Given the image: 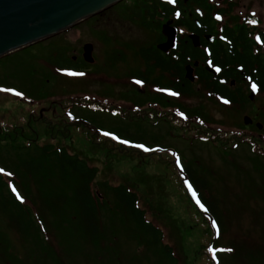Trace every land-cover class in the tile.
Here are the masks:
<instances>
[{"label":"flooded vegetation","instance_id":"1","mask_svg":"<svg viewBox=\"0 0 264 264\" xmlns=\"http://www.w3.org/2000/svg\"><path fill=\"white\" fill-rule=\"evenodd\" d=\"M84 22L72 27L80 29L75 42L55 41L59 108L92 129L136 125L137 115L143 127L165 133L185 123L198 129L192 140L264 160L263 3L122 0ZM6 90L34 104L23 90ZM48 110L42 106L40 116Z\"/></svg>","mask_w":264,"mask_h":264},{"label":"trees","instance_id":"2","mask_svg":"<svg viewBox=\"0 0 264 264\" xmlns=\"http://www.w3.org/2000/svg\"><path fill=\"white\" fill-rule=\"evenodd\" d=\"M42 47L39 58L17 61L16 70L6 76L8 81L14 78L16 84L12 86H19L36 101L25 103L32 106V111L25 112L23 119L8 110L6 113L13 124L6 120L0 123V220L3 222L0 259L19 262L9 237L12 232L28 263L31 260L36 264L39 260L61 262L62 254L70 252L80 255L83 259L80 264H122L119 261L124 258V242L137 244L152 255L155 253L160 264H177L174 247L165 242L163 229L148 218L154 211L141 205L144 197L136 187L129 181L114 184L108 179H99L101 169L91 162L89 155H99V158L103 155L107 168L112 163L152 158L170 176L176 173L172 162L176 157H168L164 155L168 151L152 147L154 143L150 141L161 135L141 125L142 115L136 116L139 119L136 125L108 130L92 129L68 116L69 113L67 115L51 100L59 78L55 71V41L51 39ZM42 106L49 110L41 117ZM79 110L84 113V108ZM1 113L0 118H5ZM15 122H22V126ZM184 128H187L185 123L179 122L171 130ZM105 133L108 137L98 140L97 136H105ZM84 141L86 145L78 147ZM195 163L194 160L183 163L182 172L209 218L215 221L218 232L207 245H200L197 260L202 259L203 250H208L210 243L214 245L222 237L227 221L222 202L212 193V188L209 189L211 195L204 196L201 189L211 187V182ZM212 231V228L208 230ZM240 246L245 248V243ZM87 248L92 250L86 251ZM249 251L251 247L247 253L237 256H246L250 261L256 258L255 262L264 264V250ZM205 255L212 258L208 253Z\"/></svg>","mask_w":264,"mask_h":264},{"label":"rangeland","instance_id":"3","mask_svg":"<svg viewBox=\"0 0 264 264\" xmlns=\"http://www.w3.org/2000/svg\"><path fill=\"white\" fill-rule=\"evenodd\" d=\"M257 1L263 3L264 7V0ZM83 22H80L81 25ZM81 27L83 28V26ZM79 30V28H70L62 34L50 38L53 41L66 42V44L73 43L79 37ZM50 38L41 42L45 44L51 40ZM83 39L84 37L81 40ZM81 40L76 43L77 46L83 43ZM41 42L0 58V111L6 115L5 118L3 116L0 118L2 124L6 121L11 122L9 114L6 113L8 110H10L11 115L20 119L24 117L25 112L32 111L31 105L21 102L16 96L7 92L6 89L8 88L10 91L20 93L21 88L12 86L16 84L14 78L10 77L11 81H8L6 76H10V73L16 70L17 61L27 59L33 61L39 58L38 53L42 48ZM56 98L54 96L51 100L54 99L55 101ZM33 101L36 100L33 99ZM64 112L66 113V111ZM68 113L67 111V115ZM73 113L77 116L76 111ZM73 113H69L71 118L74 117ZM146 128L161 135L159 138L150 141V144L154 143L153 148L168 151L164 154L168 157H176V160L172 161L176 166L174 169L176 173L172 172L171 176L169 173H165L156 164L157 161L152 158L124 161L117 165L112 163L113 165L107 168V161L102 154V158H99V155L94 157L89 155L92 159L91 162L98 164L101 169L99 179H108L114 184L129 181L136 187L141 196L144 197V201L141 200V205H145L150 211H154V213L148 214V218L163 229L165 242L174 247L177 264H261L255 262L256 258L250 261L246 256H237V254L249 250L250 247L251 251L255 253L259 252L260 249L264 250V160L260 158V155L253 158V154H248V156L242 152V155H239L240 153L237 152L233 157L223 147H216L213 143L201 142L198 138L192 140L193 135L197 136V131L190 130V128L173 129L170 133H165V127L152 126ZM83 145H86L85 141L80 143L78 147L81 148ZM243 147L244 145H242ZM178 160L179 164L177 163ZM189 160H194L200 170L207 175L211 187L201 190L204 196L208 197L211 193L209 189L212 188V193L216 194L222 202L227 221L226 231L222 237L216 241V244L210 243L208 250L207 248L203 250L202 259L197 260L200 245L203 243L207 245L212 235L216 237L218 232L205 209L201 207L200 203H197V196H193V190L188 187L189 183L182 172V165ZM259 167L260 169H258ZM27 201L29 202L28 199ZM1 222L0 220V225L3 223ZM209 225L214 232H208L209 229L211 231ZM9 237L11 244L15 247V250L12 248L16 253L14 254L15 258L19 262L14 263L5 258L7 262L0 259V264H36L34 260H31V263L25 261V254L20 249V243L15 234L10 232ZM242 243H245V248L240 246ZM122 245L124 258L119 263L160 264L158 262L159 256H154L155 253H153L154 255L147 253L137 244H124L123 242ZM231 246L236 247L231 248ZM210 249H232V251H217L214 260ZM90 250L92 249H86V251ZM115 252H118V249ZM207 253L211 255V259L205 255ZM80 261H83L80 255L66 252L62 254L61 262L56 260L44 263L39 260L37 264H80ZM94 264H105V262Z\"/></svg>","mask_w":264,"mask_h":264},{"label":"water","instance_id":"4","mask_svg":"<svg viewBox=\"0 0 264 264\" xmlns=\"http://www.w3.org/2000/svg\"><path fill=\"white\" fill-rule=\"evenodd\" d=\"M120 1L0 0V58L68 30ZM84 57L93 60L91 44H85Z\"/></svg>","mask_w":264,"mask_h":264},{"label":"snow or ice","instance_id":"5","mask_svg":"<svg viewBox=\"0 0 264 264\" xmlns=\"http://www.w3.org/2000/svg\"><path fill=\"white\" fill-rule=\"evenodd\" d=\"M219 18V17H218ZM253 23H254V21H253ZM217 71H219V69H217ZM70 75H83V73H69ZM252 87H253V89L255 90V88H256V85L255 84H253L252 85ZM174 94V93H173ZM16 95H20V93H16ZM225 103H227V101H225ZM105 135H108V133H105ZM142 147V146H141ZM148 149H145V151H147ZM177 163L179 164V160L177 161ZM0 171H2V170H0ZM188 187H189V189L191 190V185H188ZM13 192H16V189L13 187ZM193 194V196H195L196 195V193L195 192H193L192 193ZM17 198L18 199H21V197L19 196V194H17ZM197 203H199V200H197ZM201 207H203V205H201ZM205 211H206V209H205ZM213 226L214 227H216V223H215V221H213ZM217 251H228V252H231L232 251V249H219V250H217V249H210V252L212 253V257H213V259L215 260L216 259V253H217Z\"/></svg>","mask_w":264,"mask_h":264}]
</instances>
